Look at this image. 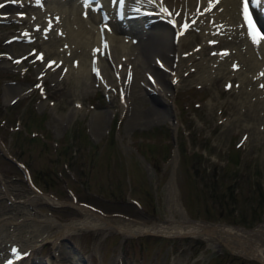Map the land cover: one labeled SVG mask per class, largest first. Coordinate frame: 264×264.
<instances>
[{
	"label": "rangeland",
	"instance_id": "1",
	"mask_svg": "<svg viewBox=\"0 0 264 264\" xmlns=\"http://www.w3.org/2000/svg\"><path fill=\"white\" fill-rule=\"evenodd\" d=\"M29 1L16 11L28 13L35 5ZM27 24L25 18L0 16V50L9 60H0V217H23V199L29 198L31 203L24 205L28 210L60 221L81 218L83 211L72 204L81 202L107 218L125 216L170 229L124 235L116 228L84 226L61 235L54 246L49 239L25 249L30 239L43 232L39 229L25 243L15 242L20 253L27 251L17 264H31L32 256L40 261L47 258L49 264H76L70 257L76 249L83 264H264L237 252L223 239L227 232L180 223L186 215L197 222L234 226L233 230L239 226L264 229V102L259 103L258 95L244 102L234 75L196 78L201 75V53L215 55L228 44L214 40L200 50L197 36L184 42L183 58L192 48L198 54L188 68L179 71L164 95L168 103L164 113L128 123L130 112L121 108L122 90L117 82L79 92L82 87L70 77L57 81L46 70L37 72L38 64L52 53L42 59L33 57L43 44L38 35L25 42L21 39V28ZM188 31L197 33L192 28ZM20 40L32 48L17 64L12 54H19ZM8 84L27 88L7 97L4 86ZM144 97L142 110L159 102L153 94ZM76 99L81 101L77 112ZM94 107L109 108L108 118L97 130ZM4 150L21 166L6 157ZM34 186L59 202L34 196ZM18 222L16 227L25 238L28 222ZM10 224L5 227L11 229ZM6 234L0 233L2 261L14 243L5 239ZM253 237L241 240L264 244L262 236Z\"/></svg>",
	"mask_w": 264,
	"mask_h": 264
},
{
	"label": "bare ground",
	"instance_id": "2",
	"mask_svg": "<svg viewBox=\"0 0 264 264\" xmlns=\"http://www.w3.org/2000/svg\"><path fill=\"white\" fill-rule=\"evenodd\" d=\"M2 1H4V4L0 7V14L4 18L13 17L21 20L25 18L27 20L28 24L23 26L20 31L21 39L26 36L34 38V35H38L39 41L43 44V48L40 51L44 55L52 53L50 58L55 64L51 68L45 66L46 58L43 60V64H38L37 72L46 70L47 74L57 81L63 77H70L76 86L82 87L79 92L86 91L95 85L102 84L107 87L117 82L123 89L121 108L125 112H130L128 123L135 120L157 118L165 110L168 103L164 99V95L173 87V82L180 75L179 71L184 66L188 68V62L192 61L191 59L198 54L195 48L190 49L187 53L188 56L184 58L181 54L183 43L193 40L194 36L198 38L197 44L200 45V50L206 48L214 40L215 43L224 42L228 44L226 48L219 50L215 55L208 53L206 56L204 51V53H201V60L198 63L200 68L198 70L201 75L197 76V79L204 81L205 76H213L217 73H222L229 79L234 75L240 81L239 89L236 90L244 102L247 101V97L254 95H258L259 103L264 102V87H261V85H264V75H262L264 74V41L258 46L252 43L249 33L245 29L246 22L243 16L241 0H213L212 6L209 5V0H163V4H161L160 0H124L125 7L128 9L136 7L137 10L148 8L153 11L150 15L124 18L129 28L121 26L116 13L109 11L114 5L109 0H98L88 3L84 0H40L42 6L36 5V3L40 4L38 0H30V3L35 4L34 7H31L28 13L24 12L22 15L16 11L18 5L21 4L20 0L15 2L13 0ZM98 3H101L102 7H106L109 11L106 21L100 18L99 11L96 10ZM252 5L261 18L262 23H264V5H257L254 0ZM164 8L174 14L169 15L168 12L163 10ZM162 16L176 17L179 20H181V17H185L186 21L194 18L190 22L188 29H196L197 33H192L188 29L184 30L175 42L173 32L176 29L169 24L159 19L149 24H143L147 19ZM177 24V28H180V21ZM105 25L107 26L106 28ZM28 26L32 28L31 32L28 31ZM46 29L48 30L47 32L45 31ZM259 32L264 34L260 30ZM25 33L28 35H25ZM101 34L104 37V41L100 38ZM19 42V54H14V56L24 55L27 52L28 45L21 40ZM104 42L107 43V49L103 48ZM56 43L59 44L54 47ZM230 46L231 48H229ZM97 48L104 49V52L101 53L100 51L97 53V59L94 63L91 56L93 55V50ZM66 50L70 52V55H74V59L69 58L70 55H68L69 53L66 54ZM72 59L73 61H71ZM0 60L3 63L9 62L3 56V53H0ZM22 60L23 57L17 60L19 61L17 64H22ZM228 62H230L229 67L227 66ZM159 63H163L164 68L160 67ZM192 64L197 66L195 63ZM95 66L99 70V77L93 71ZM18 68H21V66H18ZM40 75L42 77V74ZM260 81H262L261 84H259ZM26 88L27 86L20 87L19 85L8 84L4 86V95L10 97L13 96L11 92L17 93ZM151 94L156 96L159 102L154 101L147 109L142 110L141 101L145 99V95ZM79 103H81L79 99L74 101L73 107L76 112L79 108ZM70 112L68 111L67 113ZM92 112L94 117H96L95 128L97 130L108 118L109 108L94 107ZM262 116L264 117V113ZM34 191V196L49 202H59L57 198L50 194L36 189ZM27 199H23V217L18 218L13 214H3L0 217V228L4 229L0 230V233L5 234L7 232L9 235L6 234L5 239L14 240L13 244H15L16 241L17 243L18 241L25 243L29 237L32 238V232L42 229V233H37L39 235L38 238L30 239L27 242L25 249L28 248L29 250L37 242L42 243L49 239L54 246L61 235L84 226L116 228L122 230L124 235L147 230L167 231L170 229V226L162 223L143 224L138 223V220L125 216L113 215L116 220L107 218L99 210L81 202L72 203L83 211L81 218H70L66 221H60L54 216L34 214V212L24 206L25 203H31L29 198ZM30 219H33V221H28ZM19 220L28 222L26 225L28 228L24 229L25 233L23 234L26 236L25 238L19 233V227H16V222ZM175 221L174 219L173 222ZM7 222L13 224L11 229L5 227ZM180 223L197 227L198 229L210 228L215 230V232H227L228 234L223 239L237 252L249 257L255 256L264 261V244L257 246L243 243L248 237L254 238V235H260L264 238V229L255 228L249 230L239 226L244 231L241 228L233 230L234 226L197 222L186 215ZM54 224L56 228L53 229L51 226ZM47 227L51 228L47 229ZM74 251L75 255L70 256L73 258L72 262L83 264L79 250L76 249ZM9 255L12 254H7V256ZM1 258L2 256L0 255V263H3ZM29 261L31 264H49L47 258L40 261L32 256ZM12 264H15V261Z\"/></svg>",
	"mask_w": 264,
	"mask_h": 264
},
{
	"label": "snow or ice",
	"instance_id": "3",
	"mask_svg": "<svg viewBox=\"0 0 264 264\" xmlns=\"http://www.w3.org/2000/svg\"><path fill=\"white\" fill-rule=\"evenodd\" d=\"M117 2L122 3L123 0H113V3L116 4ZM161 4H163V0H160ZM254 2L257 5H264V0H254ZM253 3V0H241V5H242V11H243V16H244V20H245V29L246 31L249 33V36L252 40V43L254 45H259L262 41H264V34L260 33L259 30L256 28L254 21L251 19V17L249 16V10L251 8V5ZM209 5L212 6L213 5V0H209ZM3 5H0V7H2ZM91 7V5H89ZM100 8H102V5H99L96 10L99 11ZM165 12H168L169 15H173L174 13H172L171 11H169L167 8L163 9ZM210 10V9H209ZM86 15V13H85ZM107 26L105 25V28ZM189 27V24L186 22L184 25H182V28L184 30H187ZM46 32L48 31L47 29L45 30ZM102 31H104V29H102ZM25 35H28L27 33H25ZM214 43V42H213ZM67 47V46H66ZM107 43L104 42L103 43V48L107 49ZM101 51V49L97 48L93 50V56H95L97 53H99ZM42 59V56L40 57ZM19 63V61H17ZM95 63V61H94ZM55 64V62H48V67L51 68L53 65ZM94 72H96L97 76L99 77V70L98 68L93 69ZM264 75V74H262ZM102 79V77H100ZM261 87H264V85H261Z\"/></svg>",
	"mask_w": 264,
	"mask_h": 264
}]
</instances>
